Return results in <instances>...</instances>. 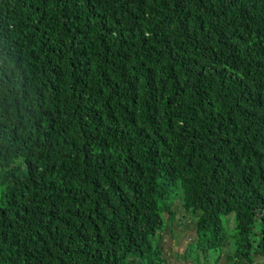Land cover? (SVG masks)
<instances>
[{
  "label": "trees",
  "instance_id": "16d2710c",
  "mask_svg": "<svg viewBox=\"0 0 264 264\" xmlns=\"http://www.w3.org/2000/svg\"><path fill=\"white\" fill-rule=\"evenodd\" d=\"M176 192L264 258V0H0V264H163Z\"/></svg>",
  "mask_w": 264,
  "mask_h": 264
},
{
  "label": "rangeland",
  "instance_id": "374dc122",
  "mask_svg": "<svg viewBox=\"0 0 264 264\" xmlns=\"http://www.w3.org/2000/svg\"><path fill=\"white\" fill-rule=\"evenodd\" d=\"M175 194L169 203L171 216H163L165 225L156 243L161 249L163 264H245L242 258L233 255L232 241L227 236L231 233L232 217L222 220L224 236L227 238L221 247L206 249L196 239L194 218L185 212L182 196L179 192ZM252 258V264H264V258Z\"/></svg>",
  "mask_w": 264,
  "mask_h": 264
}]
</instances>
